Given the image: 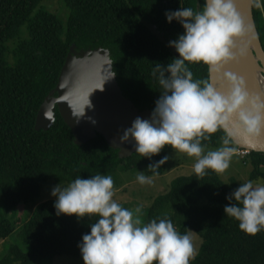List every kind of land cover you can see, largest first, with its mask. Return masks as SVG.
<instances>
[{
  "label": "trees",
  "instance_id": "obj_1",
  "mask_svg": "<svg viewBox=\"0 0 264 264\" xmlns=\"http://www.w3.org/2000/svg\"><path fill=\"white\" fill-rule=\"evenodd\" d=\"M41 2L0 0V241L16 230L10 213L31 202L48 180L71 183L77 177L105 175L131 160L133 167L142 161L148 168L173 150L165 147L151 159L136 153L119 159L118 151L99 135L75 145L57 110L49 130H35L38 110L55 89L71 45L76 51L107 49L123 95L139 111L152 112L161 92L152 76L154 63L167 65L179 58L166 43L184 33L176 21L167 22L165 13L203 5V0H63L68 10L65 21L42 8ZM253 17L264 51V11L253 8ZM189 68L194 80H209L206 65ZM224 137L218 131L202 145L219 148ZM244 162L251 166L250 180L264 183V154L250 152ZM166 164L159 175L150 173L163 175ZM238 187L234 179L225 183L211 170L204 177L193 170L173 180L168 192L153 200L145 224L168 218L181 235L186 229L197 234L201 245L190 264H264V231L246 235L224 214L229 203L225 197ZM54 203L36 207L17 233L20 242L6 247L0 264H53L57 257L81 255L77 245L98 217L77 221L74 216H57Z\"/></svg>",
  "mask_w": 264,
  "mask_h": 264
},
{
  "label": "clouds",
  "instance_id": "obj_2",
  "mask_svg": "<svg viewBox=\"0 0 264 264\" xmlns=\"http://www.w3.org/2000/svg\"><path fill=\"white\" fill-rule=\"evenodd\" d=\"M249 2L264 11V0ZM165 17L184 29L169 42L179 58L167 65L154 63L152 76L161 88L159 98L150 118L137 117L119 142L134 141L136 154L149 159L171 147L195 159L197 176L204 177L209 170L223 175L238 154V140L251 142L264 134V97L250 95L244 80L230 73L223 74L227 90L218 91L209 80H194L189 65H206L219 76L224 66L247 55V45L238 46L236 41L249 34L255 39V27L245 26L234 0H203L198 10L181 6ZM115 76L110 72L108 79ZM103 85L97 89L103 91ZM86 106L91 107L89 99ZM218 131L225 133L222 146L206 152L202 141ZM168 160L164 156L148 171L159 175ZM152 178L145 172L137 175L142 185L152 183ZM51 196L57 216H74L77 221L98 217L77 245L83 264H190L197 255L191 230L181 235L168 218L145 224L140 208L132 211L118 203L111 176L77 177L67 187L55 186ZM225 199L229 203L224 214L236 220L242 232L255 236L264 231V183L248 180Z\"/></svg>",
  "mask_w": 264,
  "mask_h": 264
},
{
  "label": "water",
  "instance_id": "obj_3",
  "mask_svg": "<svg viewBox=\"0 0 264 264\" xmlns=\"http://www.w3.org/2000/svg\"><path fill=\"white\" fill-rule=\"evenodd\" d=\"M234 2L245 26L252 24L255 27L253 7L249 0H234ZM147 27L160 41L164 42L153 27L150 25ZM255 36L259 49L258 52L254 50V53L258 55L259 67H264V51L256 28ZM246 39L247 36L236 41L237 45H246ZM166 46L175 54V49L170 47L169 43H166ZM244 58L224 66L219 76L208 69L209 81L218 91L227 90V84L223 79L224 73H230L242 79L245 77L248 81L251 67ZM110 72H113V63L107 49L76 51L75 45H71L55 89L50 91L38 110L35 130H49L54 124L57 110L64 123L69 127L75 145H84L99 135L111 149L118 151L119 159H127L135 154V142L129 141L121 144L119 138L126 129L131 127L137 117L149 119L152 112L149 110L139 111L133 102L123 95L116 76L108 79ZM103 83L104 90H98L97 88L101 87ZM249 91L250 95H259L252 88H249ZM88 99L91 107H85ZM84 107L85 114L80 116ZM237 143L241 149L264 154V134L251 142L238 140Z\"/></svg>",
  "mask_w": 264,
  "mask_h": 264
},
{
  "label": "rangeland",
  "instance_id": "obj_4",
  "mask_svg": "<svg viewBox=\"0 0 264 264\" xmlns=\"http://www.w3.org/2000/svg\"><path fill=\"white\" fill-rule=\"evenodd\" d=\"M40 6L66 21L68 10L64 5L63 0H42ZM216 149L218 148H205V151L207 152ZM167 156L169 157V160L166 164L164 173L158 177L153 176L142 161H139L138 165L133 167V160L125 161L124 164H120L116 169L105 174L111 176L114 181V199L128 210L135 211V209L140 208L141 218L144 223L146 210L150 207L153 200L166 194L173 180L178 177L189 176L193 172V166L195 163L194 158L188 157L184 153H175L174 150H172ZM138 172H145L146 175L152 176V183L143 185L138 183ZM250 172L251 166L245 164L244 159L234 156L230 168L225 174L219 175V178L225 183H229L234 179L240 186V184L250 180ZM255 181L262 182L261 179ZM59 184L63 188L67 187L69 183H55L52 179L48 180L31 202L20 204L10 213L9 219L16 227V230L8 239L0 241V255L5 251L7 246L20 242L17 238V233L20 227L32 216L37 206L46 201H55V198L51 196V191ZM192 239L198 253L201 239L194 232L192 234ZM22 247L23 249L28 250L24 245H22ZM53 264H83V260L81 255L77 258L62 256L54 259Z\"/></svg>",
  "mask_w": 264,
  "mask_h": 264
},
{
  "label": "bare ground",
  "instance_id": "obj_5",
  "mask_svg": "<svg viewBox=\"0 0 264 264\" xmlns=\"http://www.w3.org/2000/svg\"><path fill=\"white\" fill-rule=\"evenodd\" d=\"M246 40H247L246 45L248 48V54L245 56L244 59L245 62L250 63L251 68L249 72L248 81L245 79V77L243 78V80L246 84L249 93H250L249 88H252L254 91L259 93L260 96L264 97V67H259L258 58H257L258 55L254 53L255 51L258 52L259 49L257 39L256 36L255 39H253L252 35L249 34L247 35Z\"/></svg>",
  "mask_w": 264,
  "mask_h": 264
},
{
  "label": "built area",
  "instance_id": "obj_6",
  "mask_svg": "<svg viewBox=\"0 0 264 264\" xmlns=\"http://www.w3.org/2000/svg\"><path fill=\"white\" fill-rule=\"evenodd\" d=\"M249 153V151L239 148L238 154H236L235 156L244 159L249 155Z\"/></svg>",
  "mask_w": 264,
  "mask_h": 264
},
{
  "label": "flooded vegetation",
  "instance_id": "obj_7",
  "mask_svg": "<svg viewBox=\"0 0 264 264\" xmlns=\"http://www.w3.org/2000/svg\"><path fill=\"white\" fill-rule=\"evenodd\" d=\"M159 34V33H158ZM159 36L163 39V37L159 34ZM164 40V39H163ZM165 42V41H164ZM167 43H169V42H167ZM175 54H177V52L175 51Z\"/></svg>",
  "mask_w": 264,
  "mask_h": 264
}]
</instances>
